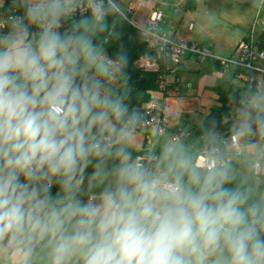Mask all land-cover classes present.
Instances as JSON below:
<instances>
[{
    "label": "clouds",
    "instance_id": "clouds-1",
    "mask_svg": "<svg viewBox=\"0 0 264 264\" xmlns=\"http://www.w3.org/2000/svg\"><path fill=\"white\" fill-rule=\"evenodd\" d=\"M77 10L90 15L60 31ZM119 11L116 0H0V254L264 264V144H241L264 139V116L242 120L234 152L213 138L202 151L166 143L159 158H133L140 114L108 87L126 57L95 40Z\"/></svg>",
    "mask_w": 264,
    "mask_h": 264
},
{
    "label": "trees",
    "instance_id": "trees-1",
    "mask_svg": "<svg viewBox=\"0 0 264 264\" xmlns=\"http://www.w3.org/2000/svg\"><path fill=\"white\" fill-rule=\"evenodd\" d=\"M185 7L186 10H192L195 7V1L187 0ZM259 16L260 18H264V1ZM81 18L82 17L66 20L67 28L74 21H78ZM106 22L108 24V30L99 33L95 37L96 42H102L108 58L115 61L119 56L126 57V63H122L121 73L112 91L117 95L123 96L124 102L129 107V111L137 112L141 117L142 107L152 100V94L158 92L159 85L158 74L140 67L139 62L146 56L154 57L155 53L150 49L144 37L117 14L115 16L109 15L106 17ZM256 46L261 51H264V34L256 40ZM215 66L219 68L217 64ZM239 73H243L244 76L249 77L246 71H232L229 83L216 90V95L222 104V108L213 110L207 116L202 128L193 129V134L187 141L188 148H190L192 152L200 151L206 144L212 141L213 138L215 143L219 145L220 141H222V137L235 134L238 126L243 120L241 114L242 110L251 107L253 101L258 98L259 95H263V92L257 86H253V83L248 80H246L243 85H238L237 83L240 81L238 79ZM176 74H178V72ZM230 102H233L238 109L234 114L229 106ZM249 110L253 120L258 116H264V99L258 109L249 108ZM252 128L253 132H255V123H253ZM216 135L219 139L215 138ZM250 137L253 139V143L263 140L257 135H251ZM247 138L248 137H246L245 140ZM128 150L136 156L140 154V152L136 153L130 149ZM162 150V147L157 146L153 151V155L159 158ZM154 163L155 161L153 164ZM233 167L240 171L244 169V166L239 160L233 162ZM91 172L92 169L89 167L87 173L90 175ZM261 189H264V184L261 185ZM56 190L54 186L52 189L53 194H55Z\"/></svg>",
    "mask_w": 264,
    "mask_h": 264
},
{
    "label": "built area",
    "instance_id": "built-area-1",
    "mask_svg": "<svg viewBox=\"0 0 264 264\" xmlns=\"http://www.w3.org/2000/svg\"><path fill=\"white\" fill-rule=\"evenodd\" d=\"M119 1L120 0H116V3L119 4ZM105 3H107V0H105ZM133 13L134 7H131L126 12H122L120 10L117 15L126 21L144 38L148 37L155 41V47L151 48L149 46L155 53V56H146L140 60L146 61V64L142 65L140 62L139 64L140 67L145 70L158 74L159 93L162 95L164 100L163 104L150 101L142 107L140 124L136 128L135 134H142L144 136V144L138 156L144 157L145 160H147L149 155H153L154 149L158 146L157 140L164 137L167 133H171L172 139L175 142L188 147L187 141L191 138L193 130L189 127H181L177 125L182 120V116L179 113L168 112L165 105V101L169 97H174V94L179 91L176 73L178 72L177 68L180 67L185 59L192 58L195 61L202 63L212 62L225 71H229L231 73L235 70L246 71L249 74V77L244 76L243 73H239V80H248L251 83L257 82L264 87V51H261L256 46L255 39L248 38L244 40L238 45L233 57L229 59H222L216 57L208 46L171 39L166 35L161 34L159 29L161 28L164 20V15L161 12H153L149 21L145 25H139L133 22ZM88 15H90L89 12H81L80 10H77V12L67 20ZM66 28L67 24L65 20L63 21V26L60 31L63 32ZM30 30L32 32L37 31L34 26H32ZM149 60H152L154 64L149 65ZM169 77H173L172 82L168 81ZM117 79L115 81L108 82V87H113ZM173 123L176 124L174 128L172 126ZM233 135L222 137V141H220L218 145L221 150H224L225 145H228L229 151L234 152L231 148ZM216 139L219 138L217 137ZM246 141L249 144H253V139L251 137H248ZM262 143L264 144V139L262 140ZM203 149L204 148L200 151ZM237 160L238 159H233V162H236ZM261 179H264V176H262Z\"/></svg>",
    "mask_w": 264,
    "mask_h": 264
},
{
    "label": "rangeland",
    "instance_id": "rangeland-1",
    "mask_svg": "<svg viewBox=\"0 0 264 264\" xmlns=\"http://www.w3.org/2000/svg\"><path fill=\"white\" fill-rule=\"evenodd\" d=\"M166 1L167 0H121L118 5L119 9L122 12H126L129 8L135 7L136 4H142L143 8H140L136 5L134 11L135 13H133V15L136 14L137 16H132L133 22L137 23L148 16V10H159V8H161V3L162 5H165ZM183 6L180 7L179 10L170 9L167 11V13H165L163 9L162 11L166 16H169V13H171L170 18L175 20V22H177L178 24L179 22L184 20L182 26L180 27V34H183L184 37L188 38L190 36H194V34L202 35L203 33L207 32L206 30L209 27V16L208 14H206L205 10L203 11V9H201L196 14V16H194L195 19H192L191 17H184L186 12L183 9ZM190 25L195 26V30L193 32L189 30ZM144 39L151 48L156 46V43L153 39L148 37H145ZM145 62L146 61H142V65H145ZM152 64H154V62L152 60H149V65ZM177 71L178 74L176 77L178 81V87L180 89L177 93L174 94V97H169L167 99L166 110L170 113H179L182 116V120L179 126L183 127L185 124H187V126H189V128H192V130L200 129L203 127L207 116L213 110H219L222 108V104L216 95V90L219 87L226 86L229 83L232 73L229 71H225L220 67L218 68L214 65V63L209 62H185L184 70L182 71L180 67H178ZM168 81L172 82L173 77H169ZM243 81L246 82V80ZM241 83L243 82L239 81V83L237 84ZM262 92L263 95H259L258 98L253 101L251 107L242 110V119H244L246 116H251V114L249 113V108L258 109L260 107V104L264 99V91ZM152 101L163 104V97L160 94H153ZM229 106L231 107L233 114L238 111L233 102H230ZM172 126L174 128L176 124H173ZM245 141V138H242L241 144H244ZM166 143L178 144L172 139L171 133H167L164 137L157 140V145L159 147L163 148ZM143 144L144 136L142 134H135L132 143L128 146V149L137 153L142 150ZM255 144L263 143L262 141H260L255 142L251 145ZM132 156L133 158L136 157V155L133 153ZM10 263L11 259L7 255L0 254V264Z\"/></svg>",
    "mask_w": 264,
    "mask_h": 264
},
{
    "label": "crops",
    "instance_id": "crops-1",
    "mask_svg": "<svg viewBox=\"0 0 264 264\" xmlns=\"http://www.w3.org/2000/svg\"><path fill=\"white\" fill-rule=\"evenodd\" d=\"M195 7L192 10H186L187 0H167L165 5L161 3L159 10H148V16L136 24L145 25L153 12H161L164 15V20L160 28V33L166 35L171 39L182 40L189 43H195L199 45H205L210 47L213 54L218 58H231L235 55L238 45L248 38H253L257 40L264 34V18H260V10L264 0H194ZM121 0L119 1V3ZM184 4V6H183ZM137 5V4H136ZM135 5V7H136ZM143 8L142 4L137 5ZM183 6L185 10L184 17H191L195 19L194 16L203 9L209 16V27L207 32L200 34H194V36L184 37L180 34V27L183 24L182 20L175 22V20L166 16L168 10H179ZM134 7V11H135ZM165 12H163L162 11ZM135 13V12H134ZM180 14V13H179ZM132 16H137L136 14ZM190 31L195 30V26L190 25ZM142 61H140L141 63ZM185 62H195L192 58H187L180 65V69L184 70ZM206 63V62H205ZM212 63V62H209ZM214 65H216L214 63ZM243 82V80H240ZM239 83V82H238ZM243 83L238 85H243ZM261 91H264V87L260 83L257 86ZM113 87H111L112 89ZM179 88V87H178ZM180 89V88H179ZM153 94H160L159 90ZM152 94V95H153ZM161 95V94H160ZM162 96V95H161ZM152 101V100H151ZM167 101V100H166ZM165 101V105H166ZM164 103V100H163ZM146 105V104H145ZM181 123V121H180ZM179 123V124H180ZM175 124V123H173ZM177 124V125H179ZM184 127H189L187 124ZM192 129V128H190ZM218 136L216 135L215 138ZM227 137V136H226ZM12 264V261L11 263Z\"/></svg>",
    "mask_w": 264,
    "mask_h": 264
},
{
    "label": "water",
    "instance_id": "water-1",
    "mask_svg": "<svg viewBox=\"0 0 264 264\" xmlns=\"http://www.w3.org/2000/svg\"><path fill=\"white\" fill-rule=\"evenodd\" d=\"M253 86H258V83L257 82L253 83Z\"/></svg>",
    "mask_w": 264,
    "mask_h": 264
}]
</instances>
